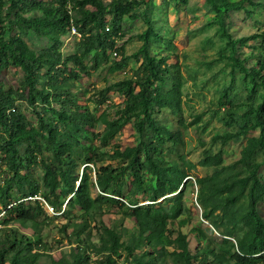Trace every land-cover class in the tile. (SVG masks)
<instances>
[{"label":"rangeland","instance_id":"rangeland-1","mask_svg":"<svg viewBox=\"0 0 264 264\" xmlns=\"http://www.w3.org/2000/svg\"><path fill=\"white\" fill-rule=\"evenodd\" d=\"M252 1L261 5L247 2L244 9L231 10L221 16L208 0H187L186 3L180 0H134V8L119 22L120 51L116 58L111 46H108L107 53L101 57L99 45L90 53L84 54L83 38L74 36L68 29H56L51 36H40L25 23L14 22L6 36L21 37L35 52L50 49L55 44L54 39H57L58 50L63 55L59 68L64 72L59 82L66 92L65 97L74 102L71 111L78 123L69 122L63 126L57 119L56 124L60 126L61 139L71 141L76 146L75 156L81 175L86 167L94 172L93 198L99 200V197H111L104 195L97 186L96 171L110 167L116 170V175L120 174L125 165L116 157L117 151L138 147L142 143L158 144L160 153H153V159L161 166L166 178L176 182L181 179L168 171L171 168H176L188 176L183 180L188 185L183 189L181 213L169 226L173 233L172 238L175 240L179 234L186 236L191 255L201 253L208 260H211L212 252H221L227 259H231L237 252L236 240L243 239L246 234V230L239 223L248 211L247 197H239L236 204L229 208L226 205L229 193L222 194L220 189L240 177L248 176L249 169L238 161L248 138L258 136L260 130L249 132L226 144L215 140V137L237 133L246 123L253 124L254 118L247 111L251 107H264V88H254L246 73L233 67L231 59H240L247 69L257 68L260 59H264V0ZM103 2L107 6L106 19L111 23L116 0ZM16 11L13 12L12 19L15 18ZM72 13L75 18L82 17L77 10ZM20 14L31 19L41 16L42 12L27 7ZM149 27L153 29V33H150L149 55L157 63L166 59L169 71L165 75L164 84L157 82L154 87L147 88H159L163 94H167L176 83H181L179 105L162 111L155 108L153 119L157 126L167 129L171 134H182L183 145H176L170 142L168 136L157 135L147 127L141 134L137 124L143 116L139 110L136 112L139 116L114 140L107 142L104 139L108 131L105 119L111 122L121 121L126 109L127 98L123 93V83L131 80L138 82L141 79L144 58L136 56L144 45L141 35ZM83 31L88 32L85 28ZM94 33L102 34L103 31L98 32L96 29ZM255 35L258 37L247 40ZM77 54L82 56L85 68L70 60V57ZM116 64L120 67L117 68ZM46 72L47 69H44L42 73ZM72 73L79 74L80 78L72 76ZM24 78L20 69L11 66L0 73V85L15 99L11 111L23 115L28 124L41 129L37 111L52 114L54 108L60 109L61 106L56 101L53 105L45 104L42 98H38L35 105L29 104L28 94L24 92ZM39 87L48 89L47 80H42ZM134 87L137 94L139 87ZM161 140H164L162 145L159 144ZM21 150L23 156L30 160L29 163H24L22 173L30 174L40 185L41 195L33 201L42 203L44 213L34 225L20 223L10 218L5 211L0 215L1 243L13 231L33 239L40 235V253L35 251L33 254H40L37 264L71 262L79 249L91 258L90 264H100L101 258L97 256L95 247L101 246L107 229L117 231L125 242L137 240L138 231L135 221L129 217V205L134 202L139 206L153 204L158 177L151 171L141 172L142 191L137 190L135 179L129 171L112 183L109 193L120 192L122 200L128 204L126 208L121 209L100 200L88 215L78 206L68 207L73 195L61 184L58 193H68L69 201L62 212L56 210L57 215H53L45 200L49 192L45 188V170L41 158H31L26 146ZM220 153L223 157L220 167L203 166L205 158ZM46 155L47 159L52 158L51 151L47 150ZM263 159L264 155L258 153L251 163H262ZM89 160L95 163L88 165ZM145 160L143 155L142 162ZM11 175L3 167L0 185ZM258 176L264 184V164ZM201 179H206L202 191L197 184ZM181 190L182 187L179 191ZM179 191L160 199L157 204L166 212H171L175 208L173 199ZM15 192L21 195L19 187ZM205 213L209 216V221L203 219ZM259 213L264 218V197L259 204ZM229 234L233 238L225 236ZM144 252L145 245H140L136 256H141ZM174 252L171 247H157L154 264H184L174 256ZM123 256L125 258L124 254ZM120 263L125 262L122 260Z\"/></svg>","mask_w":264,"mask_h":264},{"label":"trees","instance_id":"trees-1","mask_svg":"<svg viewBox=\"0 0 264 264\" xmlns=\"http://www.w3.org/2000/svg\"><path fill=\"white\" fill-rule=\"evenodd\" d=\"M133 1L116 0L113 20L110 23L106 19L107 6L103 0H0V73L11 66L24 73V92L28 94L27 101L29 104L35 105L37 99L42 98L45 104L53 105L56 101L61 106L60 109L54 108L52 114L37 111L41 129L35 128L26 122L23 115L11 111L14 108L15 99L0 85V174L3 167L12 174L3 185H0V215L6 211L10 218L20 223L35 225L44 213L42 203L33 201L41 195L40 185L30 174L22 173L23 165L28 160L23 156L21 148L26 146L31 158L36 160L41 158L45 170V188L49 192L45 200L58 212H62L65 204L69 201L68 193L63 192L61 195L58 193L61 184L66 186L73 195L68 207L78 206L85 212V215H88L100 200L109 205H116L121 209L126 208L128 204L122 200L120 192L109 193L112 183L119 179L123 173L127 171L131 173L138 191H142L143 188L142 170H149L158 177L157 189L152 198L153 204L139 206L134 202L129 205V217L135 221L138 231L137 240L125 242L117 231L107 229L101 246L95 247L97 256L101 258L100 264H121L122 260H124V264H154L157 247L173 248L174 256L184 264H229L231 261L234 264H262L264 263V218L259 213V204L264 197V184L258 173L264 164V159L262 163H251V161L258 153L264 155V107H251L247 111V114L254 118L253 124L246 123L237 133H227L215 137V140H221L222 143L226 144L249 132L260 130L258 136L253 135L248 138L247 144L242 150L241 159L238 161L239 164L245 165L249 169L248 176L240 177L236 181L225 184L220 189L222 194L229 193L226 198V205L229 208L236 204L239 197L243 195L247 197L248 211L239 223L246 230V234L243 239L236 240L237 252L231 259H227L221 252H212L210 254L212 258L208 260L201 253L191 255L186 236L179 234L175 240L172 238L173 233L170 232L169 226L171 222L177 220L181 213L183 189L188 185V182H183V180L188 176L176 168H171L168 171L181 177V179L176 182V180L166 178L161 166L157 165L153 159V153H160L158 144L142 143L138 147L117 151L116 157L125 165L120 174L116 175V170L110 167L96 171L97 186L104 195L111 197H99V200L93 198L92 188L95 187V184L92 183V174L94 172L90 167H86L81 175L75 156L76 146L71 141L61 139L62 132L59 124H56L57 119L63 126L69 122L78 123L71 111L74 102L65 97L66 92L62 83L59 82L64 72L59 68L62 64L63 55L58 50L57 39H54L55 44L50 49L35 52L21 37L6 38L11 31V24L14 22L25 23L34 28L40 36H51L56 29L63 31L68 29L70 31L71 19L73 18L75 25L83 33L84 54L90 53L96 45H99V57H101L107 53L108 46L115 49V41L112 37H121L119 22L134 8ZM180 1L187 2V0ZM208 2L221 16L231 10L244 9V4L247 2L257 6L261 5L255 4L252 0H240L238 2L208 0ZM27 7L41 11L42 15L31 19L23 17L20 12ZM91 8L95 9L92 10ZM73 10L79 11L82 17L75 18L71 14ZM14 11H16L15 18L12 19ZM108 24L111 27L113 24L111 32L106 30ZM84 28L88 32H84ZM96 29L98 32L102 30L103 33H94ZM150 33H153L151 27L141 35L144 45L136 56L137 58H144L141 79L138 82L131 80L123 83V93L127 101L121 121L111 122L108 119L104 121L108 129L104 137L107 142L114 140L134 118L138 117L136 112L139 110L143 116V119L137 124L141 134L147 127L157 135L168 136L170 142L183 145L182 134H171L167 129L157 126L153 119L152 114L155 108L162 111L167 108L173 109L179 105L181 83H176L167 94H163L159 88H147L148 86L154 87L157 82L164 84L165 75L169 71L166 59L162 63H157L155 59L150 57ZM257 37L255 35L247 40ZM231 59L233 67H238L246 73L254 88H264V59L261 58L258 67L253 69H247L244 62L238 58L231 57ZM70 60L85 68L81 55L77 54L70 57ZM116 66L117 68L120 67L119 64ZM44 69H47L46 74L42 73ZM72 76L80 78V75L76 73H72ZM44 79L49 84L48 89L39 87L40 82ZM135 85L139 87L137 94L135 93ZM163 143L164 140H161L159 144L162 145ZM47 150L52 152L51 159H47ZM143 155L146 158L144 163L142 162ZM92 163L95 162L89 160L88 165ZM222 163L223 157L220 153L205 158L203 166L218 168ZM205 183L206 179L197 181L200 191L203 190ZM17 187L20 188L21 195L15 192ZM180 187H182L181 191H179ZM178 191L179 193L173 199L175 208H172L171 212H166L160 204H157L160 199ZM203 219L209 221V216L205 213ZM213 226L215 227V225ZM225 236L233 238L231 234ZM79 239L81 241L80 235ZM41 245L42 237L40 235L33 239L20 236L19 233L13 231L5 242H0V264H37ZM140 245H145V252L141 256H136ZM85 248L89 249L87 245ZM35 251L39 253L33 255ZM76 252L71 262L54 261L53 264H90L91 258L86 255V252H82V249Z\"/></svg>","mask_w":264,"mask_h":264},{"label":"built area","instance_id":"built-area-1","mask_svg":"<svg viewBox=\"0 0 264 264\" xmlns=\"http://www.w3.org/2000/svg\"><path fill=\"white\" fill-rule=\"evenodd\" d=\"M71 8V7H70ZM72 9V8H71ZM71 14H73L71 12ZM106 30L107 32H111L112 31V27L110 24L107 25L106 27ZM70 31L71 33L76 36V37H79V38H83V33L81 32L80 28L78 26L75 25L74 23V19L72 18L71 19V27H70ZM112 39L115 41V49L113 50V56L116 58L119 56V46H118V43H119V37L118 36H114L112 37ZM47 203V202H46ZM47 207H48V210L50 211L51 214L53 215H57V211L56 209L51 206L49 203H47Z\"/></svg>","mask_w":264,"mask_h":264}]
</instances>
